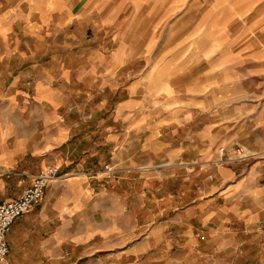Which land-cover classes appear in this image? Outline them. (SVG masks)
Listing matches in <instances>:
<instances>
[{
	"label": "crops",
	"instance_id": "crops-1",
	"mask_svg": "<svg viewBox=\"0 0 264 264\" xmlns=\"http://www.w3.org/2000/svg\"><path fill=\"white\" fill-rule=\"evenodd\" d=\"M141 3L154 4L128 2ZM156 3L195 9L194 0ZM260 4L213 0L164 51L167 34L152 49L149 28L138 47L139 36L129 38L136 17L123 31L119 12L98 18V0H0V202L58 170L6 233L5 264H264V161L206 163L219 157V139L234 146L255 135L264 154V98L247 105L226 82L264 72L250 29L227 28ZM199 24L208 26L202 39ZM152 56L163 63L152 66ZM188 61L205 75L183 86ZM228 104L234 117L216 122ZM106 164L116 179L102 177Z\"/></svg>",
	"mask_w": 264,
	"mask_h": 264
},
{
	"label": "rangeland",
	"instance_id": "rangeland-1",
	"mask_svg": "<svg viewBox=\"0 0 264 264\" xmlns=\"http://www.w3.org/2000/svg\"><path fill=\"white\" fill-rule=\"evenodd\" d=\"M111 1L112 0H98V18L99 17L110 18L111 14H116L117 12H119V16H121V19L124 20V25L122 26V29L123 31H125L126 27L128 29V26H126L127 24L126 18L127 17L128 19L131 18V20L128 21V22H131L132 19L136 17L133 24H131L129 38H137V36H139L138 38L140 39L141 42L138 47H140L142 43V39L146 35L144 31L150 28V38H151L150 47L154 49V48L159 47L160 45L159 40L161 38H164L165 34H167L166 40L162 46V50L165 51L169 48H173L174 46H176L177 43H179V41L176 38H178L177 36L178 34H180V32L184 34L185 32L189 31V29L191 30V28L195 27L194 25H192L191 18L192 17L194 18L196 15H198V17L204 16L206 12L208 11V6L212 4L213 0H194L195 9H192L189 4L187 8L184 7L181 10H177V13H174L175 10H171L169 7L166 9L159 8V5L156 3L159 0H149L152 3H154V4H150L151 5V7H149L150 9L149 8L146 9L145 7H142V3L139 6L136 5V8H129L130 5L128 4V2L131 0H116L115 2L118 5H116L115 9L113 10L109 8V6L111 5L110 4ZM137 1L146 2V0H137ZM160 1L168 3L174 0H160ZM260 1H261V4L256 9L249 10L245 14V16H241L242 18L233 20L232 23L227 26V28L230 34H235V33L243 34L245 33V31L250 29L251 31L250 33H252V37L254 41L256 40L257 42V44L254 42V44L257 45L258 48L264 49V24H257V25L248 24L251 17H254V16L264 17V0H260ZM196 6H197V9H196ZM130 12H132L131 15H130ZM161 17H166L167 21L162 24H157L158 18H161ZM148 18L150 19L149 26L144 24V19H148ZM183 19H185L187 23H182ZM194 31L198 33L200 39L204 38V36L209 32L208 26L204 24L197 25ZM247 38H249V36ZM128 40H129V44L131 45L130 42L132 39H128ZM100 41H102V38H98V43ZM137 44L138 42L135 43L136 47H137ZM201 45L202 43L199 44V48L202 47ZM145 59L152 66L153 65L158 66L160 63H163V60H160L161 58L159 56L147 57ZM202 61H203V58L198 57L194 59L193 65H202ZM186 64H188L189 66L183 69V71L179 73V75H181L182 77L181 84L183 86H191L194 83H196L197 82V80L195 79L196 76H198L199 81L204 80L203 78L205 74L191 73L190 72L191 62L188 61L186 62ZM226 82L228 84V87H227L228 89H232V91L236 90L237 92H240V94L243 96L242 101L244 103H247V105L250 102L251 103L254 102L255 98L256 99L264 98V72H260V71H247V72H237V73L232 72V73L227 74ZM172 83L174 84L175 80H173ZM234 102L235 101L232 100V103ZM230 105L231 104H228V106H226L227 111L224 114V120L223 121L218 120L216 122L224 123V121L226 122L234 117L232 112L229 111ZM249 108L253 109L255 108V106L249 107ZM254 110L255 109H253L252 111H247V114L248 113L254 114ZM234 122L235 121H232V123ZM240 123H244V122H240ZM220 126H223V125H220ZM253 136L251 135L250 138L247 140V142H244L241 145H234V146H226L227 144L225 143L220 144L221 140L219 139L213 147L217 148V151L220 148H224L228 155V159L224 160L222 158V160L224 161H219V157H218L216 160L206 162L207 165L209 167H212L214 165H223V164H227L230 162L238 161V160H230L232 156L231 150L235 148H243L246 153L250 154V157L241 161V162H245L246 165H250V163L253 161H264V154L258 153L257 150L255 149L257 148L256 142H255L256 136L255 135ZM250 141L252 142L250 143ZM218 155H219V152H218ZM192 164L197 165L200 163L193 162ZM106 165L110 166V164H106ZM106 165H104V167ZM112 168L115 170V172L118 171L115 167H112ZM101 175L107 180H112V179L117 178V176L115 178H108L104 174H101ZM89 177L94 178L92 177V175H89ZM207 179L209 181H212L214 179L212 172L207 175Z\"/></svg>",
	"mask_w": 264,
	"mask_h": 264
},
{
	"label": "built area",
	"instance_id": "built-area-1",
	"mask_svg": "<svg viewBox=\"0 0 264 264\" xmlns=\"http://www.w3.org/2000/svg\"><path fill=\"white\" fill-rule=\"evenodd\" d=\"M218 152L219 161L228 159V155L224 148H220ZM231 153L232 156L230 160L243 161L250 157V154L246 153L243 148H235L231 150ZM222 158L224 160H222ZM57 172V168L54 167L43 169L33 178L30 185L26 187L17 198L0 202V264H5L6 255L8 253L5 236L13 221L25 214L32 205L40 201L46 187L56 179ZM101 174H104L108 178H115L117 176L115 170L108 165L104 167ZM91 175L92 177H96V174Z\"/></svg>",
	"mask_w": 264,
	"mask_h": 264
}]
</instances>
